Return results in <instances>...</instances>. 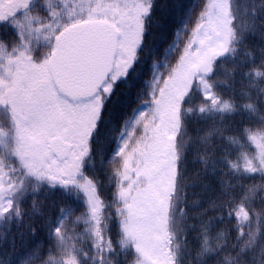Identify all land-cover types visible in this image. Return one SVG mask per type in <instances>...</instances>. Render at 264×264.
Masks as SVG:
<instances>
[{
    "label": "snow or ice",
    "instance_id": "snow-or-ice-1",
    "mask_svg": "<svg viewBox=\"0 0 264 264\" xmlns=\"http://www.w3.org/2000/svg\"><path fill=\"white\" fill-rule=\"evenodd\" d=\"M155 3L0 0V110L6 116L0 125V227L23 223L24 216L43 219L35 201L31 213L22 205L41 188L59 191L71 203L41 229L53 241L51 251L59 253L50 252L45 264H124L122 257L133 251L135 264H181L177 235L187 215L182 203L188 119L196 115L216 120L242 111L250 116L264 113V49L258 57L241 51L248 33L260 30L264 35V0L246 20L238 15L233 0H208L167 79L153 77L149 108L133 115L140 134L129 121L125 126L131 131L114 139L115 147L104 143L114 125L124 123L111 110L117 84L127 83L134 65L153 51ZM6 32L12 33L10 38H5ZM228 61L230 70L224 67ZM221 70L224 81L218 79ZM238 74L249 88L242 94L247 101L243 104L224 98L219 91L228 86L227 80L234 83ZM259 123L262 126L257 130L241 132L255 151L240 152L230 163L228 148L238 142L229 137L220 158L210 155L208 147L203 149L202 170L213 175L219 170L221 176L238 179L258 175L264 180V116ZM213 135L223 138L214 125L201 142L207 145ZM97 161L101 168L105 163L115 165L111 169L118 218L114 223L119 228L115 242L109 235L111 217L106 215L113 205L105 203L100 182L88 175ZM219 183L221 196L212 207L223 208L229 218H235L238 243H220L222 234L211 243V222L202 223L198 255L202 264L207 260L248 264L247 257L256 250L257 231L264 228V211L255 213L251 208L257 191L264 192V184L239 185L237 193L235 185ZM73 203L84 208L80 216H75ZM81 224L83 235L91 241L88 251L76 247L75 229ZM228 248L235 255H223ZM260 252L264 257V235ZM0 264L16 262L0 256Z\"/></svg>",
    "mask_w": 264,
    "mask_h": 264
},
{
    "label": "trees",
    "instance_id": "trees-1",
    "mask_svg": "<svg viewBox=\"0 0 264 264\" xmlns=\"http://www.w3.org/2000/svg\"><path fill=\"white\" fill-rule=\"evenodd\" d=\"M59 3V0H54ZM70 3H78L79 0H69ZM208 0H156L153 10V26L150 37V47L153 51L146 52L141 58V61L134 65V70L130 73L127 83L119 82L114 91V101L111 106L112 113L123 118L124 123H116L110 135L104 140L106 145H111L114 139L119 138L123 131H131L126 128V123L132 121L133 115L138 111H144L149 108V100L153 83V77L162 80L167 79V73L171 67H174L179 60V56L183 53L184 46L191 33L199 21L200 13L204 10ZM234 5L238 10V15L241 19H248L253 15L261 0H233ZM259 15V13H257ZM11 32L5 33V38H10ZM172 45H175L173 48ZM158 49V51H156ZM261 49H264V35L258 30L246 35L245 44L242 52H249L253 57H258ZM243 58V57H241ZM258 62V60H257ZM224 67L231 69L232 63L228 61ZM221 81L225 80L223 70L218 76ZM228 86H221L219 89L222 96L226 99H235L237 103H246L242 98L243 93L249 92L247 80L243 79L239 74L235 78V82L226 81ZM162 86V85H161ZM197 97L196 103L198 104ZM264 113L249 115L246 111L226 114L223 118L216 120L202 119L199 116L193 115L187 121L186 135L184 140L186 144V159L184 162V189H183V211L187 214L181 221V231L177 235V241L181 246V264H202V258L198 255L203 243L200 226L202 223L211 222L209 229V239L211 243H216L213 239L218 235H223L224 239L219 241L222 244L236 245L238 243L236 231L237 221L235 218H229L227 211L223 208L216 209L212 207V202L221 196V184L223 181L230 185H235V191H241L239 185L245 187L252 185L264 184L257 175L255 178L242 177L237 178L232 175H220L219 170L215 175L211 172L203 171V165L199 160V156L204 155L203 149L208 147L209 154L215 155L217 158L222 156V151L228 148V138L237 141L231 144L228 151L231 153L228 156V161L234 162L240 152L251 153L255 151V146L247 142V136H241V132L245 129L257 130L261 128L259 120ZM138 118V117H137ZM6 116L0 110V125L4 124ZM136 134L139 135L141 129L135 126ZM219 127L223 132V138L220 136H211L207 145L201 142L213 126ZM242 146V147H240ZM239 147V151H235ZM214 150V151H211ZM2 151V147H0ZM103 158V157H102ZM114 163H105L103 168L99 166V161L96 162L94 170L89 171L88 175L94 176L100 182V195L106 204L113 205L110 209H106V215L111 217L109 220V235L112 236L115 242L118 238L117 233L119 228L117 223L118 218L115 216V183L112 178L111 169ZM227 173V168H222ZM261 195L264 192L258 190L253 197L251 208L255 213L264 211V201L261 200ZM33 201L39 205L41 216L33 215L24 216L23 223H13L0 227V256H6L13 260L16 264H45L51 252L52 255L58 256V251L53 249V241L49 240L47 231H42L45 227V222L56 218L59 215V210L66 202L59 191H51L46 187L39 189L37 192L30 194L24 204L23 209L26 212H32ZM247 207V206H246ZM72 208L75 209V216H80L84 208L79 203H73ZM30 228L33 230L30 231ZM245 227V233L248 232ZM253 230H257L255 217L253 218ZM79 239L75 241L76 247L84 251H88L91 241L83 235L85 226L78 225L75 229ZM264 235V228L257 231V244L255 252L247 257L248 264H260V240ZM186 241V243H185ZM229 252L235 255L232 248H228L223 255ZM207 260L206 257L203 258ZM124 264H135L136 255L131 254L122 257ZM207 264H216L215 260H207Z\"/></svg>",
    "mask_w": 264,
    "mask_h": 264
}]
</instances>
